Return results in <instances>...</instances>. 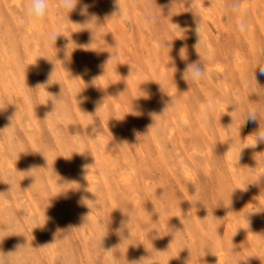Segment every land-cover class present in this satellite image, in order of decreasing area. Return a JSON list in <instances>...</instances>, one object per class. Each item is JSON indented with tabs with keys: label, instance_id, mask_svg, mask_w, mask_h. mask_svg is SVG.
<instances>
[{
	"label": "rangeland",
	"instance_id": "obj_1",
	"mask_svg": "<svg viewBox=\"0 0 264 264\" xmlns=\"http://www.w3.org/2000/svg\"><path fill=\"white\" fill-rule=\"evenodd\" d=\"M27 2L0 0V259L221 264L217 227L232 243L223 264H264V142L247 147L264 112L245 121L250 102L264 104V0H239L238 12L233 0H79L62 25L60 0H48L41 29L25 25ZM144 14L156 17L148 29ZM199 59L206 78L193 86L184 72ZM152 86L163 108L151 112L139 97ZM96 139L113 147L111 173L93 168L81 202L75 160L96 162Z\"/></svg>",
	"mask_w": 264,
	"mask_h": 264
},
{
	"label": "clouds",
	"instance_id": "obj_2",
	"mask_svg": "<svg viewBox=\"0 0 264 264\" xmlns=\"http://www.w3.org/2000/svg\"><path fill=\"white\" fill-rule=\"evenodd\" d=\"M79 0H60L59 11H58V23L63 24L65 20H69V14L75 10ZM87 6L82 11H85ZM227 10L231 12L239 11V0H233V2L227 7ZM49 11V2L48 0H28L27 5L24 9V23L26 26H29L33 29H41L47 24V17ZM118 17H120L124 22H127L129 17L123 13L120 9L118 13H116ZM143 25L146 29L150 28L156 22V17L144 14L142 17ZM250 24L247 16L243 13L239 16V22L236 25V30L240 33H247L249 31ZM198 30V27L196 31ZM56 33L50 34V40L53 42L57 38ZM257 67H259L261 74H264V62H258ZM256 67V68H257ZM175 71V69H174ZM188 73L189 80L192 82L193 86H198L205 78L207 73V67L204 62L200 59L188 65L187 70L184 72ZM164 112V111H163ZM261 112H264V104L250 102L249 106L246 109V120L251 119L254 121H259V117ZM163 114V113H162ZM161 114V115H162ZM202 122H210L211 116L205 111V113L201 117ZM253 139V143L247 147H256L258 143L264 142V130L259 129L256 133L251 135ZM261 178H264V174H261L257 177L256 181H259ZM253 182V183H254ZM5 255V254H4ZM6 256V255H5ZM150 260V257L145 259L142 258L140 261H133L132 264H147ZM0 264H6L4 259H0Z\"/></svg>",
	"mask_w": 264,
	"mask_h": 264
},
{
	"label": "bare ground",
	"instance_id": "obj_3",
	"mask_svg": "<svg viewBox=\"0 0 264 264\" xmlns=\"http://www.w3.org/2000/svg\"><path fill=\"white\" fill-rule=\"evenodd\" d=\"M29 59H33V55L30 53L29 54ZM168 77V76H167ZM170 77H171V75H170ZM163 81V80H162ZM164 87L166 88V90H170L172 87H171V85L170 84H166V83H164ZM143 91V90H142ZM150 91V93H153V98L152 99H148L149 98V94L147 93V92H142V94L140 95V97H139V102H141L142 104H143V106H147V105H149V108H150V111L152 112L153 110H158L159 108H163V104L161 103V104H159V105H153L151 102H154V101H156V95L158 94V92H157V90L154 88V86H152L151 87V90H149ZM172 91V90H171ZM218 104H220L221 103V101L220 100H218V102H217ZM148 109V108H147ZM157 115V114H156ZM157 117H158V119L161 121L163 118H161L160 116H158L157 115ZM183 117V116H182ZM142 120L144 121L143 123H141V124H144L145 122H147V120L148 121H150V120H152V118L151 117H149V116H142ZM96 146H99V148H98V151H96L97 153H98V156L97 157H95V160H96V162H90V163H88L86 166H83V165H80L79 163H78V161L77 160H75V172L79 175L78 176V179L75 181L76 182V186H78V187H80V185H81V187H82V190H83V193L81 194V195H78V196H76V199L77 200H79V201H81V202H85V200H88L89 198H90V194L88 193L90 190H91V188H90V184L87 182V179L86 178H88V176H90L91 175V172L92 171H94V169L96 168V167H99L100 169H103L104 171H106L107 173H111V169H110V167H109V165H110V163L111 162H109L108 161V157L106 156V154H104V150L106 151V150H108V149H110V150H112L113 149V147H112V145L111 144H109V147L106 149L103 145H102V143L100 142V140L99 139H96ZM37 148H38V152L41 150V148H40V146L39 145H37ZM150 152V151H149ZM151 152H150V156H144V157H141V166H142V168H141V170L139 171V176H140V178H149V177H151L148 173H149V171H148V169H149V165H151V163H153L154 161H153V159H152V157H151ZM94 168V169H93ZM122 168V167H121ZM116 169L117 171H120V173L122 174V169ZM128 183V182H127ZM103 184L105 185V186H111L113 183L112 182H110V181H108V180H103ZM80 187V188H81ZM102 191V190H101ZM100 191V192H101ZM156 194L159 196V198H166V194H164V195H162V193H160V190H156ZM22 197H24V195H22ZM256 206H257V204H256ZM231 211V210H230ZM163 212V211H162ZM237 212H238V210H237ZM237 212H236V209H233V211H231V214H233V215H237ZM164 213V215L166 216V213L165 212H163ZM246 213H247V210H244V209H242V213H241V216H242V218L244 217V218H246ZM81 215H79V217H80ZM80 218H82L83 219V217H80ZM215 232H216V236L215 237H213L212 239H213V241H212V243L214 244V245H212L211 247H212V250L214 251V254H215V256H216V258H217V260H218V262H220L221 264H223V260H224V258H223V256L220 254L221 252L220 251H226V250H229L231 247H232V243H231V241L230 240H227L226 239V237H225V233H224V231L223 230H219V228L217 229V227H215ZM248 233H249V231H248ZM163 244H172V241L171 240H169L167 237L163 240ZM143 247V246H142ZM137 252L138 253H145L144 252V249H143V252H142V250H141V252L140 251H138L137 250ZM215 252H219L217 255H216V253ZM224 253H226V252H224ZM211 254H213V252L211 253ZM175 255H176V257H177V259H179L178 258V255L175 253ZM181 255H183V254H181ZM184 256V255H183ZM183 256H181V257H183ZM186 258H188V257H186ZM182 259H180L179 260V262H181L182 263V261H181ZM167 264H175V263H173L172 261H171V258L170 257H168V261H167ZM229 264H232L231 262H229Z\"/></svg>",
	"mask_w": 264,
	"mask_h": 264
}]
</instances>
